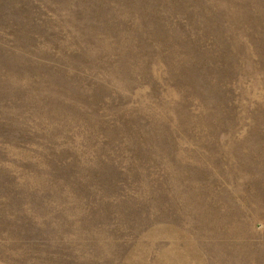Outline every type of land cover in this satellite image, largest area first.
<instances>
[{"label":"rangeland","instance_id":"1","mask_svg":"<svg viewBox=\"0 0 264 264\" xmlns=\"http://www.w3.org/2000/svg\"><path fill=\"white\" fill-rule=\"evenodd\" d=\"M0 264H264V0H0Z\"/></svg>","mask_w":264,"mask_h":264}]
</instances>
